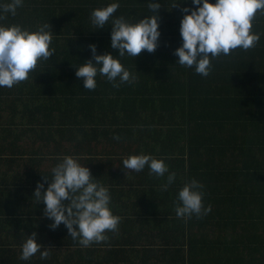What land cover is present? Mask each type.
<instances>
[{
	"label": "trees",
	"instance_id": "1",
	"mask_svg": "<svg viewBox=\"0 0 264 264\" xmlns=\"http://www.w3.org/2000/svg\"><path fill=\"white\" fill-rule=\"evenodd\" d=\"M43 1L36 0L34 14L52 25L57 51L16 89L0 87V116L15 110L16 102L24 106L21 113L39 128L29 127L35 134L32 141L47 146V175L72 155L110 188L112 197L118 184L140 193V206L126 210L119 225L123 231L107 232L106 240L91 244L115 247L105 264H264V47L221 54L213 60V71L203 76L177 62L171 44L175 36L163 28L160 40L168 45L121 58L132 82L114 87L98 75L97 87L90 90L76 75L81 63L94 61L89 46L96 44L98 54L118 55L111 46L112 25L96 29L91 22V12L113 0ZM119 2L116 15L133 22L148 13V0ZM154 2L163 10L172 4ZM4 125L0 151L13 147L4 144L13 126ZM141 153L164 159L169 172L176 173L175 182L165 190L168 173L159 177L147 167L125 171L126 176L122 169L113 171L121 167V155ZM193 178L203 185V204L211 209L207 218L176 214L178 192ZM50 182L47 178V186ZM15 186L0 184V216L24 211ZM117 207L112 204L114 213ZM44 208L39 205L36 212ZM130 216L142 218L137 222ZM51 223L49 218L42 222L47 237H39L46 240L51 261L59 248L66 251L63 261L92 255L91 246L65 234L63 223L55 229ZM134 225L139 231H131ZM72 247L76 249L70 253Z\"/></svg>",
	"mask_w": 264,
	"mask_h": 264
},
{
	"label": "clouds",
	"instance_id": "2",
	"mask_svg": "<svg viewBox=\"0 0 264 264\" xmlns=\"http://www.w3.org/2000/svg\"><path fill=\"white\" fill-rule=\"evenodd\" d=\"M179 4L185 5L180 26L183 43L175 50L180 65L194 67L196 73L208 76L214 68L213 60L221 54H248L259 46L260 38L253 34L252 26L264 20V0H173L172 7ZM23 5L24 0H0V21L5 20L9 13L15 16ZM148 6L153 14L135 22L122 14L116 15L120 8L119 0L91 12V22L96 29L112 25L111 46L118 50V55L98 54L96 44L89 46L94 61L86 60L76 71L86 89L97 87L98 75L106 76L114 87L132 82L134 76L121 58H135L144 50L154 52L158 48L162 34L158 10L162 4L148 0ZM53 32L52 25L47 22L35 30L20 24L0 23V87L12 88L29 79L39 62L56 53ZM114 139L120 140L121 137L116 135ZM146 167L150 174L159 177L168 173L163 185L165 190L176 180V173L169 172L164 159L143 153L123 159V168L140 172ZM46 178L51 182L46 189L44 182H38L34 196L45 204L44 215L52 221L50 226L53 229L63 223L72 239L83 247L104 241L107 232L118 230L122 217L112 209L110 188L77 158L65 156ZM202 189L201 182L193 178L179 190L178 217L203 219L211 215V209L204 207ZM37 253L41 259H47L50 248H44L38 233L33 232L23 243L20 258L27 261Z\"/></svg>",
	"mask_w": 264,
	"mask_h": 264
},
{
	"label": "crops",
	"instance_id": "3",
	"mask_svg": "<svg viewBox=\"0 0 264 264\" xmlns=\"http://www.w3.org/2000/svg\"><path fill=\"white\" fill-rule=\"evenodd\" d=\"M171 1L173 4V0ZM42 2L44 1L42 0ZM45 3H47V0H45ZM172 4L169 9L163 10V7L160 8L163 11L159 13L160 28L161 30L163 28L171 29V33L175 37L170 41L174 46V55L178 57L175 54V50L183 43L180 26L184 15L182 7L185 5L179 4L172 7ZM35 7L36 0L35 2L31 1V3L29 0H24L23 7L17 9V14L15 16H12L9 13L7 14V18L0 21V23L6 25L14 23L20 24L30 30H35L38 25L47 22V18L34 14ZM43 7L46 8L47 6ZM160 9L158 11H160ZM152 14L151 9L148 7V13L144 16ZM252 27L253 34L260 38L259 47L263 48L264 20H259L257 23H254ZM162 43H167L168 45L169 42H167V40L165 42L160 40L159 46ZM13 89H16V87H13ZM8 90L10 91V88ZM3 98L6 97L4 96ZM15 104L16 106L12 107L15 108V110H12V112L9 113L8 109H6L3 111V116H0V130L1 126H6L4 125L6 123H10L13 126L11 129L13 130L12 134L8 136L7 142L4 143L6 145H12V150L0 151V184H16L14 187L17 191L16 197H19V199L22 200L24 206L22 209L24 211L11 218L0 216V222L3 220H12L13 222L0 223V264H105L106 259H111L110 253L115 251L114 246L93 245L90 247L92 248V255L90 257H73L67 261L62 260V254L66 251L60 248L55 250L54 253L57 254V257L52 261L50 260V256L47 259H41L39 253L27 261L20 258L22 245L29 235L36 232L38 233V237H47V228L41 230L42 222H47V217L44 215V212H40L39 214L36 212L37 206L45 204L43 201L37 200L34 196L38 182H44L45 189L47 188V146L43 145V142L40 143L39 141L41 140H38L37 143L32 141L35 140V134L29 130V127L33 129L36 127L30 126L32 122L29 121V116L21 113L24 106L19 102H16ZM36 130H39V128H36ZM3 138L4 133L0 132V144L3 143ZM125 157H127V155H121L118 157L117 160L120 159L119 166L121 167L116 169L115 166L113 169L114 172H120L122 169L124 171L123 176H126V172L130 170L123 168V159ZM124 179H126V177H123V180ZM115 190V195L112 197L114 200L111 204L118 206L115 214L122 217L120 222V224H122L124 221L123 219L126 218V210L133 209L134 207L132 206L135 204L140 206V201H142L143 198L140 193H136L133 186L129 184H118ZM129 218L139 222L142 217L130 216ZM139 229V226L134 225L131 231H139ZM64 231L66 235L70 234L67 227ZM116 231H118L119 234L123 231V228L119 227ZM45 241L42 242L44 248H47V243H45ZM75 249L76 247H72L69 248L68 251H71L70 253H72Z\"/></svg>",
	"mask_w": 264,
	"mask_h": 264
}]
</instances>
